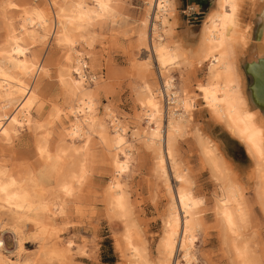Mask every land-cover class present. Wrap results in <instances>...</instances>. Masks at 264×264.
<instances>
[{
	"label": "bare ground",
	"instance_id": "obj_1",
	"mask_svg": "<svg viewBox=\"0 0 264 264\" xmlns=\"http://www.w3.org/2000/svg\"><path fill=\"white\" fill-rule=\"evenodd\" d=\"M44 1L47 4L41 6L0 1V25L4 31L0 42V138L10 144L23 130L40 132L32 147L36 168L27 167L16 173L0 162V264H36L42 257L58 259L69 254L70 242L63 247L54 241L49 249L39 253L40 256H26L23 227L31 226L32 238L39 242L52 238L48 219L62 216L67 210V200L78 198L93 164H99L98 159L105 173L111 171L103 201L107 219L118 221L121 227L116 249L125 264H198L196 243L204 229L206 201L197 195L195 179L177 158V144L187 134L196 101L189 96L187 84L181 82L179 86L171 76L181 67H192L193 61L198 66L208 62L206 80L196 86L204 111L211 123L218 124L244 148L252 163L249 178L242 180L218 146L212 145L199 127L190 133L203 169L209 172L217 188L216 194L213 192L212 208L215 227L230 264H259L247 235L251 226L248 194L253 191L251 200L254 199L264 213V115L251 107L243 92L238 62L242 57L247 63L264 58V13L262 18L260 16L264 0H211L212 8L205 13L198 33L191 27L179 31L178 0H146L136 40L140 50L147 54L140 61L143 83L137 92V102L143 111L140 116L147 123L144 129L130 131L132 142L127 139L126 124L109 108H104V114L99 115L100 89L97 82H93L95 78L86 75L84 61L94 41L93 29L107 22L113 25L117 22L118 1ZM11 9L20 10L18 20L7 15V10ZM259 22L263 24L262 35L255 42L251 35ZM175 30L178 41L173 39ZM48 37L62 53L54 65L63 106H52L48 120L43 122L31 114L33 110L39 114L43 109L40 90L27 80L31 78L36 82L50 71L48 63L53 59L50 57L44 63V57L39 59L37 50ZM194 39L197 42L195 48H190L194 49L190 55L183 47ZM93 59L91 62L88 59L90 70L96 65ZM152 59L163 80L155 90L146 81ZM165 96L169 98V105L164 109L161 101ZM56 122L61 130L56 133L53 145L52 130L47 127ZM135 143H141L153 156V175L160 181L167 198L155 259H151L147 242L133 218L126 183L122 182L124 175L130 172ZM96 144L102 147L100 156L95 152ZM6 234L13 240L14 251L5 249ZM177 255L181 256L180 261Z\"/></svg>",
	"mask_w": 264,
	"mask_h": 264
},
{
	"label": "rangeland",
	"instance_id": "obj_2",
	"mask_svg": "<svg viewBox=\"0 0 264 264\" xmlns=\"http://www.w3.org/2000/svg\"><path fill=\"white\" fill-rule=\"evenodd\" d=\"M0 1L3 2V0ZM13 1L16 4L28 3L37 6H41L42 3L47 4L44 0ZM117 1L119 4L117 22L115 25L107 22V24L96 26L93 29L94 41L89 51V57L84 61L87 65L86 71L88 73L86 75L95 78L93 82H97L100 89L97 100L99 115L102 116L104 114V108H109L119 120L126 124L129 131L127 139L132 142L130 131L144 129L147 123V121L141 117L143 111L137 102L138 88L140 84L143 83V81H141L142 77L139 74V72H141V68L139 67L140 64H142L140 61H142L147 54L143 52V50H140L136 40L137 33L140 29V23L145 14L146 0ZM178 3V19L181 23L179 31L182 32L187 27H191L195 33H198L205 13L212 8L211 0L206 1L202 6L197 5L195 0H178ZM194 11H196L195 13L197 14H195ZM19 13L20 10H7V15L11 16L13 19L16 18L18 20ZM255 28L256 25H254L252 30V41ZM176 32L178 31L175 30L174 41H178ZM3 35L4 31L0 25V42L3 39ZM48 38V41L46 40L45 43L40 44L37 50L40 52L39 59L44 57V63L49 61L48 58L50 57L53 59L51 62H47L49 64L48 70L50 71H48L43 78L40 76L41 78L39 77L36 79V82L32 81L31 78L27 80L28 84L32 82L37 86L38 90H40L43 109H41V113L39 112V114L35 110H33L31 114L34 119L43 122L48 120V116L53 108L52 106L60 107L63 104L60 86L56 79L57 66L54 65L57 64V61L59 62L62 53L55 47L52 38ZM194 40V42L190 40L192 43L190 42V44L183 47L189 54L194 50L190 48H195L194 46L197 40ZM250 48L251 45L248 51L251 50ZM88 59L90 62L91 59L96 62L93 70H90V62ZM153 61V59L152 62L150 60V75L147 74V80L144 79V81L146 80L149 84H152L154 86L153 90H155L161 85L163 80L160 78L159 70ZM192 63V67H181L180 70H175L171 73V76L176 79V83L179 86L181 82L187 84L189 96L194 102L196 101V109L192 111L193 121L191 120L187 128L186 136L178 141L177 158L182 163V167L188 169L187 172L189 175L195 179V190L198 192L197 195L203 197L207 203H205L203 209V218L205 219L204 229L199 234L196 243L198 264H230V257L225 250V246L222 245L221 237L218 235L219 230L215 227V218L212 211L213 195L216 194L217 188L213 185L214 183L209 176V172L203 169L200 158H198L199 154L197 147H194L196 145L190 133H192L193 128L196 126L199 127L201 132H203L202 134L209 139L212 145L218 146L219 152L223 154L229 164L238 172L237 175L242 180L249 178L248 175L252 169V163L247 157L244 148L236 140L230 138L228 134H225L226 132L221 130L218 124L211 123L208 113L204 111L203 104L196 91L197 84L204 83L206 80L208 62L201 66H198L195 61ZM245 63H247V60H245V57H242L240 62H238V70L243 77H241L243 92L249 100L248 87L250 82L243 70ZM93 82H91V84H93ZM161 104L164 108L165 104L163 99ZM251 107L253 108L252 105ZM39 117L41 118L39 119ZM65 123H67V121H65ZM57 127V122L47 127L52 130V137L50 136V138L53 145L55 144L56 133L61 130L60 127H58V129ZM34 134L35 133L32 131L23 130L10 144H6L0 138V162L8 168L12 167L16 173H20L27 167L28 169L36 168L37 161L34 156V148L32 147H34L36 135L40 134V132ZM53 139L55 140L53 141ZM218 141L223 143L225 147L224 150ZM98 145H95L96 148L98 147L97 149L95 148V152L100 156L102 147ZM143 149L141 143L134 144L130 172L124 175L122 182L124 184L126 183L125 189L128 200L134 211L133 218L136 220V223H138L141 234L145 242H147L146 245L150 250L151 259H155V248L158 242L157 240L162 233V219L166 211L167 198L165 197L160 181H157L156 176L153 175L154 160L151 159L153 156L149 151L144 149L145 152ZM137 150L139 151L137 152ZM221 151L225 152V154ZM99 160L100 159H98V165L97 163L93 164L94 166L93 169H91L90 177L85 185L86 188H83L78 198L67 200V210L62 216H56L55 218L50 217L48 219L50 228L53 230L52 238L47 240V242L45 240L44 243L39 242L32 238L33 236L31 233H33L34 230H30L32 228L31 226L27 225L23 227V231H25L24 238L26 243L24 247L26 249V256L34 258L40 256L39 253L42 250L49 249V246H51L54 241L59 242L63 247L68 242L71 243L69 254L63 258L50 259L49 257H42V261L39 260L36 264H125L124 258L116 249V242H119L121 239V227L119 226V222H110L106 217V206L104 202L105 190L106 184H108L111 177V171L107 170L105 173V169L99 166L101 163ZM235 168H237V170ZM167 171H169V168ZM169 172L168 178L169 180L171 179L170 182L173 183L172 175ZM248 196L250 198L249 217L251 226L247 235L250 237V245L255 255L258 256L257 259L259 264H264V213L261 212L258 204L254 202V199L251 200L253 191H250ZM3 239L5 249L14 251L12 238L6 234ZM177 258L179 261L181 260L180 255H177ZM13 259H15V256H13Z\"/></svg>",
	"mask_w": 264,
	"mask_h": 264
},
{
	"label": "water",
	"instance_id": "obj_3",
	"mask_svg": "<svg viewBox=\"0 0 264 264\" xmlns=\"http://www.w3.org/2000/svg\"><path fill=\"white\" fill-rule=\"evenodd\" d=\"M264 7L260 16L263 17ZM263 24H256L253 41L261 39ZM245 75L249 78V100L253 108H257L264 115V58H258L256 61L245 63L243 67Z\"/></svg>",
	"mask_w": 264,
	"mask_h": 264
},
{
	"label": "built area",
	"instance_id": "obj_4",
	"mask_svg": "<svg viewBox=\"0 0 264 264\" xmlns=\"http://www.w3.org/2000/svg\"><path fill=\"white\" fill-rule=\"evenodd\" d=\"M85 71H86V68H85ZM168 99H169V98H168L167 96L164 97L163 102H164V104H165V108H167L168 105H169V104H168ZM170 105H171V104H170ZM1 243H2V242H0V248H1Z\"/></svg>",
	"mask_w": 264,
	"mask_h": 264
},
{
	"label": "flooded vegetation",
	"instance_id": "obj_5",
	"mask_svg": "<svg viewBox=\"0 0 264 264\" xmlns=\"http://www.w3.org/2000/svg\"><path fill=\"white\" fill-rule=\"evenodd\" d=\"M208 0H195L196 4L202 6Z\"/></svg>",
	"mask_w": 264,
	"mask_h": 264
},
{
	"label": "crops",
	"instance_id": "obj_6",
	"mask_svg": "<svg viewBox=\"0 0 264 264\" xmlns=\"http://www.w3.org/2000/svg\"><path fill=\"white\" fill-rule=\"evenodd\" d=\"M253 36H254V32H253ZM219 142V144L222 146V148H223V150H224V145H223V143L222 142H220V141H218Z\"/></svg>",
	"mask_w": 264,
	"mask_h": 264
}]
</instances>
